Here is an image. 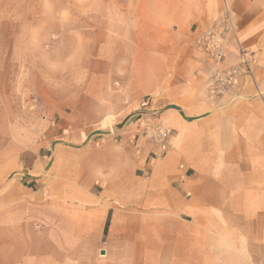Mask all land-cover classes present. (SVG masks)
Wrapping results in <instances>:
<instances>
[{
  "label": "crops",
  "instance_id": "1",
  "mask_svg": "<svg viewBox=\"0 0 264 264\" xmlns=\"http://www.w3.org/2000/svg\"><path fill=\"white\" fill-rule=\"evenodd\" d=\"M99 6L57 42L63 98L0 149V264H264V0ZM226 15V61L240 45L252 72L211 99L199 42ZM144 111L171 129L163 147L128 130Z\"/></svg>",
  "mask_w": 264,
  "mask_h": 264
},
{
  "label": "rangeland",
  "instance_id": "2",
  "mask_svg": "<svg viewBox=\"0 0 264 264\" xmlns=\"http://www.w3.org/2000/svg\"><path fill=\"white\" fill-rule=\"evenodd\" d=\"M100 2L0 0L1 150L11 141V133L21 130L17 121L20 115L32 117L37 112L40 113L38 116L43 115L37 109V101L63 98L61 93L52 90L54 86L68 83V76L58 73L61 69L59 60L67 55L68 47L57 42L61 35H72L68 44L73 47L77 32L83 31L86 24L93 27L99 21ZM227 95L215 99H224ZM110 120L100 126L111 125ZM131 127L132 124L128 130Z\"/></svg>",
  "mask_w": 264,
  "mask_h": 264
},
{
  "label": "built area",
  "instance_id": "3",
  "mask_svg": "<svg viewBox=\"0 0 264 264\" xmlns=\"http://www.w3.org/2000/svg\"><path fill=\"white\" fill-rule=\"evenodd\" d=\"M225 23L224 31L208 29L199 42L201 52L209 62L206 92L211 99L229 94L239 76L250 75L252 72L253 53L240 45L236 48V59L232 62L226 61L229 40L231 37L235 38V30L229 15H226ZM149 105L150 99H145L140 103V108L145 109ZM134 122L129 129L130 133L158 148L163 147L172 134L171 129L155 112L144 111Z\"/></svg>",
  "mask_w": 264,
  "mask_h": 264
}]
</instances>
